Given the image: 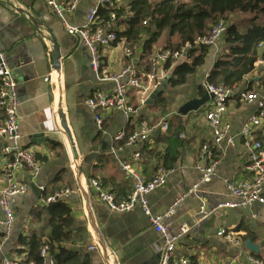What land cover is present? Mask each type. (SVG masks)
Segmentation results:
<instances>
[{
	"label": "crops",
	"instance_id": "obj_1",
	"mask_svg": "<svg viewBox=\"0 0 264 264\" xmlns=\"http://www.w3.org/2000/svg\"><path fill=\"white\" fill-rule=\"evenodd\" d=\"M94 4L95 0H80L70 22L76 26L83 25L88 10ZM52 40L60 54L59 70L54 69L52 64ZM159 41L153 47V52L164 49H158ZM171 42H174L173 39ZM123 47L122 43H117L102 50V71L118 72L124 67L126 60L123 58ZM0 48L12 71L20 102V144L33 153L40 166V174L32 182L27 172L17 175L16 179L28 186L33 184L37 190L43 187L47 193L62 189L70 191L66 203L72 209L74 225L72 241L65 245L66 248L88 257L90 264H105L99 249L88 250L94 247V242L102 250L115 251L118 264H158L156 249L162 243L148 218L139 208L121 215L110 213L97 201L89 181H99L118 200H124L132 192L133 185L109 152L111 148H120L112 138L122 129L131 134L141 120L157 126L163 119H152L149 111L151 105H146L140 109V119H132L130 122L119 114L103 115V125L98 129L94 115L86 107L85 101L95 91L106 89L107 85L97 82L85 47L76 37L66 34L60 21L40 0H0ZM135 53L141 58V47H137ZM217 55L218 51H209L205 64L196 75L197 79L202 77L198 85L208 74ZM146 58H141V61ZM51 73V81L46 82L45 79ZM250 80L246 79L244 90L247 83H251ZM236 88L243 90L240 85ZM261 94L264 96L262 91ZM132 101L136 103L135 94L132 95ZM237 104L236 101L229 104V110H235L232 115L235 131L240 126L239 119L249 112L247 108L237 109ZM236 109L242 113H237ZM60 110L66 116L72 133L78 155L76 159L67 147V137L60 128V120L57 118ZM199 112L203 121L200 120L196 125L198 119L195 114ZM199 112L192 114L193 120L181 121L184 130L180 134L183 146L179 157L167 184L148 196L149 207L154 215L165 213L176 201L182 199L175 213L165 221L168 231L173 235L179 232L182 225L191 227L195 224L201 199L209 207L225 199L224 180L248 178L245 170L247 154L241 142H236L231 148L216 149L217 177L203 186L200 192L185 197L188 189L199 180L193 167L202 156V147L213 146L202 109ZM39 133L43 135V142L32 144L30 137ZM158 134L161 133L155 129L145 144L122 148L118 153L121 161H128L132 154L138 152L141 160L137 168L145 180L152 177L157 164L152 155L141 152V149L147 147L153 152L162 150L164 145L156 138ZM254 135L264 142V126ZM38 199L29 191L26 196L13 201L15 232L7 243L0 246V258L22 257L11 253L13 247H10V243L15 236L25 235L35 227L31 223V213ZM240 227L247 228L256 236L251 243L258 247V253L254 254L245 248L247 253L254 257L259 255V259L264 261V206L257 204L238 211L220 210L214 213L179 242L176 254L187 258L191 264H246L243 259L232 263L236 250L228 242L216 237L221 229L241 237L244 232L240 231ZM93 232L98 233V241H94Z\"/></svg>",
	"mask_w": 264,
	"mask_h": 264
},
{
	"label": "built area",
	"instance_id": "obj_2",
	"mask_svg": "<svg viewBox=\"0 0 264 264\" xmlns=\"http://www.w3.org/2000/svg\"><path fill=\"white\" fill-rule=\"evenodd\" d=\"M60 21L67 35L76 37L85 47L89 56L91 70L96 75V80L101 85H107L104 90L95 91L85 101L86 107L93 113L94 121L98 129L103 125V115L119 114L128 122L132 119H140V109L146 106V101L164 81H168L173 67L185 59L189 50L197 47H207L218 51V44L226 31V23L219 19L210 30L193 41L181 44L175 48H167L153 52L143 62L136 51L130 47H123V58L126 60L124 67L118 72H106L101 70V52L112 47L116 42L115 15L110 14V21L103 24L99 17V9L106 5H112L111 0H95V4L88 10L83 25H73L71 17L76 12L80 0H40ZM145 24V23H144ZM219 54V53H218ZM52 73L45 79L50 82ZM201 87L212 95L203 106L202 111L207 128L212 137V147L203 146L202 156L193 167L198 173L199 180L188 189L186 196L200 192L203 186L210 184L216 177L217 158H214L216 149L231 148L236 142H241L247 154L245 167L248 178L239 181L224 180L225 199L214 207H209L205 200H200L193 226L182 225L179 232L171 234L165 224L167 218L175 213L182 199L176 201L163 214H152L148 196L163 188L171 175V170L163 167L156 168L149 180H145L140 174L137 165L141 158L138 152L131 155L128 161H121L118 153L122 148L133 147L137 144H145L152 132L157 129L165 133L170 122L163 119L157 126H152L148 121H139L131 134L125 130L116 132L113 142L120 148H111V156L116 161L120 170L132 181V192L124 199L118 200L113 193L105 188L99 181H89L97 201L103 204L112 214H126L139 208L146 216L152 229L161 239L162 246L156 249L159 256L158 264H191L187 258L176 254L179 242L194 229L202 224L210 216L220 210H242L254 204L264 206V142L254 135L264 126V98L252 91L229 89L223 86H210L205 78ZM136 96V103L132 101V95ZM236 101L243 108L249 110L240 118V126L234 130L232 115L235 110H229V104ZM237 110V109H236ZM62 111V110H61ZM59 113V112H58ZM57 113V118H58ZM237 113H242L238 112ZM0 116L3 117L0 126V246L7 243L15 232L16 215L13 201L24 197L29 192L28 185L17 181L16 176L27 172L32 182L40 174V166L35 161L33 153L21 146L19 133L20 102L16 92V83L9 68L6 57L0 48ZM66 117V116H65ZM182 138V135L180 136ZM39 206H48L59 201H66L70 191L62 189L53 194L42 196L43 187L38 188ZM184 197V198H185ZM94 241H98V233L93 232ZM216 237L228 242L236 250L232 263L244 260L246 264H264V261L249 255L245 250L240 237L221 229ZM94 247L89 251L99 249L105 264H118L116 253L113 250L100 249L94 242ZM39 264H55L53 256L47 246L39 251ZM0 264H37L34 261H26L23 255L20 259L0 258Z\"/></svg>",
	"mask_w": 264,
	"mask_h": 264
},
{
	"label": "trees",
	"instance_id": "obj_3",
	"mask_svg": "<svg viewBox=\"0 0 264 264\" xmlns=\"http://www.w3.org/2000/svg\"><path fill=\"white\" fill-rule=\"evenodd\" d=\"M112 5L99 9L103 24L110 21V14L115 15L116 42L135 50L141 47V58L153 53L163 33L168 39L175 38L177 44L166 46L175 48L191 42L196 37L205 35L219 19L233 14H245L249 18L243 29L232 24L226 27L222 39V52L215 58L211 69L205 77L210 86H223L229 89L238 87L255 71V65L264 59V0H111ZM145 23V24H144ZM114 44V45H115ZM168 44V43H167ZM209 54L207 47L189 50L185 59L176 64L169 77L165 92L172 93L185 87L197 75L205 64ZM258 87L264 93V77L258 79ZM253 82L247 83L245 91H251ZM195 97L202 95L201 85H195ZM161 94L151 105L165 111L167 101ZM190 100V99H188ZM173 104V103H172ZM149 106V105H148ZM3 117L0 116V123ZM184 128L181 121L170 122L165 133L156 137L164 148L153 152L143 147L141 152L152 155L158 167L171 170L174 167L183 140L179 137ZM214 158L216 154L214 152ZM104 186V185H103ZM53 191L42 193V196L53 194ZM31 223L35 225L25 235L13 238L14 250L18 256H25L26 261L40 263L39 251L47 246L55 264H90L88 257L66 248L72 241L74 220L72 209L66 201H59L48 206L38 204L32 210ZM240 240L254 242L256 236L245 227ZM256 255L255 257H258Z\"/></svg>",
	"mask_w": 264,
	"mask_h": 264
},
{
	"label": "rangeland",
	"instance_id": "obj_4",
	"mask_svg": "<svg viewBox=\"0 0 264 264\" xmlns=\"http://www.w3.org/2000/svg\"><path fill=\"white\" fill-rule=\"evenodd\" d=\"M249 17L245 14H233V15H228L225 18H222L224 20V22L226 23V27L235 24L238 26L239 29H243L244 26L247 23V19ZM223 39V38H222ZM222 39L220 40L219 44H218V53L222 52V48H223V43H222ZM165 40H167L165 42ZM174 42H171V39L167 38V34L163 33L162 38L159 41V47L158 49H162L168 45L173 46V44H177V40L175 38H173ZM168 43V44H167ZM136 51V49H135ZM264 52V47L260 50V53ZM119 53V51H118ZM264 77V59H261L255 66V71L249 75L247 78L249 79H255V78H262ZM246 78V79H247ZM246 79L244 80V82H242L240 84L241 88L244 90L246 85ZM199 81L202 80V77H199V79H197V77H195L191 82H189L185 87H180L177 88L173 94L169 93V91L166 92L165 94V101H167L168 105H166L165 111H162L159 107L153 106L150 108V114H151V118L155 119L156 121H158L159 119H165L168 120L169 122H176V121H182L183 119H185L184 121H190L193 120L194 116L192 115L193 113L188 114L187 116H179L178 115V109L179 107H181L183 104H185L186 102H188V99H193L196 98L195 95V85L198 84ZM201 85V84H200ZM239 87V86H238ZM247 89V88H246ZM251 91L262 96L263 94H261V89L258 87L257 83H254L251 87ZM164 93V92H163ZM173 103V104H172ZM236 108L239 110H243V108L237 104ZM201 110V109H200ZM199 112V111H198ZM197 113V112H196ZM195 118L198 119V121L196 122V125L201 121H203V116L201 115V112L195 114ZM18 236V235H17ZM16 237V236H15ZM10 247H13L11 253H15L14 250V240L11 241L10 243ZM9 247V248H10ZM7 258L10 259H14L13 257L9 256ZM18 259V258H15Z\"/></svg>",
	"mask_w": 264,
	"mask_h": 264
},
{
	"label": "water",
	"instance_id": "obj_5",
	"mask_svg": "<svg viewBox=\"0 0 264 264\" xmlns=\"http://www.w3.org/2000/svg\"><path fill=\"white\" fill-rule=\"evenodd\" d=\"M52 45H53V52L51 55V59H52V64H53V68L56 70H59L60 65H59V59H60V54L58 51V47L55 43L54 40H52ZM258 78L252 79L249 82H257ZM169 85L168 81H164L160 87H158L156 90L153 91V93L150 95V97L148 98V100L146 101V105H152L153 102L161 95L163 94V92L166 91L167 87ZM212 95L209 94L206 90H203V93L200 97L198 98H194L189 100L188 102H186L185 104H183L181 107H179L178 109V115L179 116H187L190 113H196L198 111H200V109L202 108V106L209 100L212 99ZM58 117L60 120V128L62 130V132L66 135L67 140L69 142V146H70V151L73 155V158L76 159L77 158V151H76V147H75V143L72 137V133L71 130L69 128L68 122L66 117L64 116L63 112L60 110L58 113ZM31 138V143L32 144H36L37 142L41 143L43 142L44 139L42 134H35L33 135ZM38 140V141H37ZM28 190L30 192L33 193V195L35 196V199L37 200L39 197V191L36 189V187L32 184L28 186ZM245 248L254 253L257 254L258 253V247L254 244H252L249 240L245 241Z\"/></svg>",
	"mask_w": 264,
	"mask_h": 264
},
{
	"label": "bare ground",
	"instance_id": "obj_6",
	"mask_svg": "<svg viewBox=\"0 0 264 264\" xmlns=\"http://www.w3.org/2000/svg\"><path fill=\"white\" fill-rule=\"evenodd\" d=\"M66 142L68 143L67 147L70 149V146H69V142H68V140H67Z\"/></svg>",
	"mask_w": 264,
	"mask_h": 264
}]
</instances>
